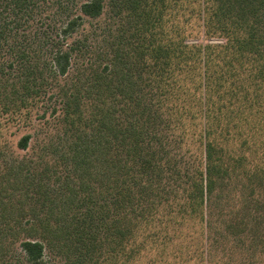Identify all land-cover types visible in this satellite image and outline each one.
<instances>
[{
  "label": "trees",
  "instance_id": "trees-1",
  "mask_svg": "<svg viewBox=\"0 0 264 264\" xmlns=\"http://www.w3.org/2000/svg\"><path fill=\"white\" fill-rule=\"evenodd\" d=\"M107 1L127 43L103 66L89 61L67 81L82 48L69 39L106 0L78 5L42 66L19 57L27 99L58 87L51 114L62 127L31 155V136L18 142L24 156L0 185V264H51L55 251L66 264L104 253L234 264L227 249L212 252L213 203L218 185L264 176V0ZM261 194L223 221L228 235L264 242Z\"/></svg>",
  "mask_w": 264,
  "mask_h": 264
},
{
  "label": "rangeland",
  "instance_id": "rangeland-1",
  "mask_svg": "<svg viewBox=\"0 0 264 264\" xmlns=\"http://www.w3.org/2000/svg\"><path fill=\"white\" fill-rule=\"evenodd\" d=\"M83 1L0 0V185L5 184L7 167L14 161H20L24 156V153L18 149V142L23 136H31L27 152L31 155L45 142L55 139L62 127L51 114L52 108L58 107L51 95L55 90L57 91L58 87L55 90L53 87L45 97L43 94H36L34 87L31 97L27 99L23 94L26 79L20 71L27 61L24 63L19 57L24 51H30L33 56L32 64L42 66L44 59L50 57L48 55L51 52V44L53 45V42L57 40L61 26L69 17L76 14L78 5ZM123 30V20L121 21L119 17L113 18V12L106 0V8L102 16L95 20L85 19L82 28L69 39L70 43L79 40L82 48L75 57L73 56L67 81L73 79L78 69L84 67L89 61L95 65L106 64L113 46L121 42L127 43L126 29ZM13 84H15L16 94L12 93ZM43 114L45 119L41 120ZM261 140L264 146V136ZM261 181L260 184L256 180L234 179L233 182L227 183L225 189L228 190L222 192L219 188L222 189L224 186L218 185L215 191L212 252L219 256L224 249H227L229 263L264 264L263 241L258 243L250 233L244 234L240 231L235 234L231 231L228 235L223 225V221L232 214L234 216L241 208L243 201L250 198L251 191L256 192L257 195L263 191L261 195L264 197V176ZM225 193H227V199H218ZM252 196L254 195L251 194ZM45 256L51 264H66V255L61 251H55L50 255L45 252ZM106 256L107 253H104L99 264H121L122 259L109 262ZM15 261L16 258L12 259V262L17 264ZM169 261V264H172V261ZM132 264L164 263L152 262L148 256H144L134 259Z\"/></svg>",
  "mask_w": 264,
  "mask_h": 264
}]
</instances>
